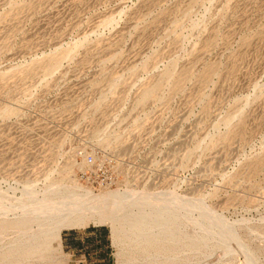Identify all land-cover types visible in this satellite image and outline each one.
<instances>
[{"label":"rangeland","instance_id":"1","mask_svg":"<svg viewBox=\"0 0 264 264\" xmlns=\"http://www.w3.org/2000/svg\"><path fill=\"white\" fill-rule=\"evenodd\" d=\"M57 184L145 191L234 249L136 247L100 218L26 247ZM0 191V264H73L61 234L92 224L108 264H264V0H0Z\"/></svg>","mask_w":264,"mask_h":264},{"label":"bare ground","instance_id":"2","mask_svg":"<svg viewBox=\"0 0 264 264\" xmlns=\"http://www.w3.org/2000/svg\"><path fill=\"white\" fill-rule=\"evenodd\" d=\"M48 66L52 67V65ZM2 112L4 111L2 110ZM64 170L66 176L64 180L59 182L60 184L69 181L70 167ZM57 185L50 188L49 192L47 191L48 193L43 198L44 202L35 205H43L45 209L35 210L34 208L35 215L39 217L38 223L35 225L37 228L33 230L32 225L30 223L27 224L25 233L30 235L27 238L26 247H38V241L47 240L50 236H57L63 226H72L79 221L100 218L111 223L116 240H122L127 244L136 245V247H141L142 245L155 247L163 242H171L174 245L182 244L194 249H209L211 247L213 249L215 247L216 249L218 247L234 249L233 234L230 235L226 231H221L219 224H202L191 216L192 214H190L189 210L183 216L181 209L169 207L162 203V199L147 195L145 191L137 193L139 197L137 195L132 197L130 192L124 189V191H104L103 193L95 194L90 189H85L78 185ZM35 191L38 192L34 183L28 184L24 188V199H22L24 204L29 202L31 194ZM5 196H9L8 192L0 191V199ZM134 197L135 199H133ZM27 205L25 207H28ZM26 211L24 209V212ZM21 222L23 221L21 220ZM189 226L193 227V229L197 227L200 231H190L189 228L191 227ZM21 233L24 235V231ZM21 237L22 235L20 239H23ZM17 246L24 248V243H19Z\"/></svg>","mask_w":264,"mask_h":264},{"label":"crops","instance_id":"3","mask_svg":"<svg viewBox=\"0 0 264 264\" xmlns=\"http://www.w3.org/2000/svg\"><path fill=\"white\" fill-rule=\"evenodd\" d=\"M61 247L75 257L73 264H108V231L99 225L62 232Z\"/></svg>","mask_w":264,"mask_h":264},{"label":"built area","instance_id":"4","mask_svg":"<svg viewBox=\"0 0 264 264\" xmlns=\"http://www.w3.org/2000/svg\"><path fill=\"white\" fill-rule=\"evenodd\" d=\"M95 156L94 155H88L86 157V165L89 167L88 169H82L80 171L81 177L85 178L88 182H91L92 184L96 185L97 187H107L110 183L106 179H99L94 177L95 171L93 170L96 162H95ZM101 169V165L97 166V170Z\"/></svg>","mask_w":264,"mask_h":264}]
</instances>
